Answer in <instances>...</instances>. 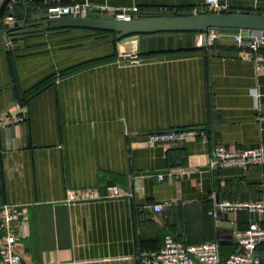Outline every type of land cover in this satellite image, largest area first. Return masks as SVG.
<instances>
[{"label": "crops", "instance_id": "0c3cea01", "mask_svg": "<svg viewBox=\"0 0 264 264\" xmlns=\"http://www.w3.org/2000/svg\"><path fill=\"white\" fill-rule=\"evenodd\" d=\"M22 1L37 13L74 3L138 15L204 8V0H15L16 14ZM224 4L264 14V0ZM39 27L17 49L0 44V206L15 216L22 263L143 264L166 235L217 242L220 262L236 253L233 235L217 226L224 212H209L220 202L264 204V167L207 166L217 145L264 147V70L243 60L230 35L210 43L159 34L117 46L100 45L109 38L92 30ZM48 31L58 32L41 35ZM187 128L204 131L206 142L146 138ZM108 186L131 196L107 198ZM157 204L164 208L154 213ZM250 221L264 229V214L242 211L222 225L244 231ZM256 255L264 261V244Z\"/></svg>", "mask_w": 264, "mask_h": 264}, {"label": "built area", "instance_id": "2783aa9c", "mask_svg": "<svg viewBox=\"0 0 264 264\" xmlns=\"http://www.w3.org/2000/svg\"><path fill=\"white\" fill-rule=\"evenodd\" d=\"M3 0H0V4ZM219 0H204V10L207 12H226L228 9L225 4H218ZM15 0H11L8 9L15 5ZM46 13L50 18H59L61 16L78 17V18H101L102 16H110L117 21L130 20V14L138 13L137 8H93L87 3H74L65 6H52L47 9ZM218 36H221L215 29L207 31V40L212 43ZM239 48L246 50L242 56L243 60L251 61L256 70H264V55L261 54L260 48L263 45L264 37L257 31H252L247 38L238 32L234 36ZM137 62V61H136ZM258 120H264V116ZM22 121L21 118L17 122ZM206 134L204 131L187 128L178 130H167L152 132L147 134V141L152 144H169L179 140L198 139L206 142ZM258 165L264 167V147L257 149H227L217 145L211 152L208 163V169L214 168H242L247 169L250 166ZM158 180H162V176H158ZM107 198H122L131 196L130 193L122 194L117 186H108L106 189ZM72 195V194H71ZM71 198H73L71 196ZM163 205H152L149 207L154 213L163 211ZM217 211L220 212H246L250 215L264 214V204L261 201L228 203H215L210 216H214ZM2 213V227L5 233L4 240L0 246V263L1 264H23L17 250L22 246L20 238L14 234L12 223L15 216L10 212V207L0 206ZM240 248V252L232 253L224 262H220L218 255L217 242H205L197 245H185L176 240L171 235L164 238L163 247L154 255L142 260L143 264H264L257 255L256 251L264 244V229L256 222L250 221L248 227L244 231H236L233 233ZM198 261L196 263L194 259Z\"/></svg>", "mask_w": 264, "mask_h": 264}, {"label": "water", "instance_id": "95a60500", "mask_svg": "<svg viewBox=\"0 0 264 264\" xmlns=\"http://www.w3.org/2000/svg\"><path fill=\"white\" fill-rule=\"evenodd\" d=\"M11 0H3L0 4V44L17 43L15 49L24 43L22 37L34 27L43 24L60 26H77L80 28H92L114 33L109 39L99 44L121 43L136 41L141 36H153L159 34H200L203 40L207 38V31L215 29L221 35L234 36L240 32L247 38L252 31L261 33L264 37V14L250 11L207 12L204 9L192 11H179L170 14L138 15L131 13L130 20L117 21L110 16L101 18H78L61 16L50 18L47 13H37L32 2H21L24 4L23 13H15L14 6L8 9ZM225 0H219L218 4L223 5ZM8 11L5 16V11ZM41 28V27H39ZM58 31H48L41 35H50ZM218 213L220 211H217ZM223 213V212H221ZM234 213L226 212L222 218L218 216V228L220 233H228L229 238L237 231V226H223L222 223H233ZM223 237V236H222ZM232 243L236 240L231 237ZM240 252V248L236 253ZM194 259V258H193ZM196 263L198 261L194 259Z\"/></svg>", "mask_w": 264, "mask_h": 264}, {"label": "trees", "instance_id": "16d2710c", "mask_svg": "<svg viewBox=\"0 0 264 264\" xmlns=\"http://www.w3.org/2000/svg\"><path fill=\"white\" fill-rule=\"evenodd\" d=\"M17 6L18 5L14 6L15 11L17 9ZM170 13H172V12H164V13H158V14H170ZM152 14H157V13H149V14H142V15H147L148 16V15H152ZM7 15H9V14H8V11L6 10L5 11V16H7ZM18 15L19 14H17V16ZM49 26H53L54 27L53 29H55V28L58 29L59 28V29H66V30H72V29L92 30V31L96 32L98 35H100L101 38H110L111 36L114 35V33H110V32L103 31V30H98V29H92V28H80V27H77V26H60V25H57V26L56 25H49ZM104 61H106V59H100V60L94 61L93 63H102ZM84 66H81V67H84Z\"/></svg>", "mask_w": 264, "mask_h": 264}]
</instances>
